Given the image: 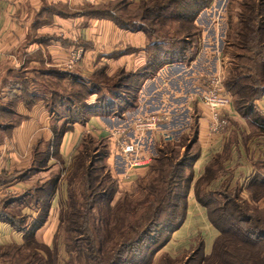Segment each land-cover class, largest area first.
<instances>
[{
	"label": "trees",
	"instance_id": "1",
	"mask_svg": "<svg viewBox=\"0 0 264 264\" xmlns=\"http://www.w3.org/2000/svg\"><path fill=\"white\" fill-rule=\"evenodd\" d=\"M179 1L181 0H144L140 7L145 13L131 19H126L124 13L120 16L116 10L109 12L107 9L98 10L94 15L97 18H108L120 28L142 31L149 39L148 64L133 76H137L140 81L136 82L132 101L124 100L123 105H114L103 97L94 104H89L87 99L96 95L97 91L94 79L85 83L80 82L72 72L54 69L42 72L41 75L49 80V84L53 78L65 82L67 77H72L75 81L71 92L68 88L60 92L49 87L52 98L47 101L49 111L59 114L58 109L64 108L66 117L60 125L52 128L54 137L51 143H41L37 146L32 172L50 171L47 163L51 158L56 159L58 169L63 170L58 147L73 124L84 123L93 116H123L125 112L138 106V93L144 79L166 65L192 62L199 52L202 35V29L196 26V21L214 0H190L195 7L184 12L165 14L166 9L177 5ZM256 9L258 15L256 11L254 15L251 10L241 16L239 23L243 28L237 32L238 39L241 37L243 40L244 50L250 52L249 57L244 59L249 61L251 66L248 68L236 64L225 87L235 95V108L252 126L253 133L264 135V117L255 105L257 100L264 97V10ZM256 15L259 16L257 22ZM231 32L229 37L234 34L232 26ZM99 74L104 75L102 70ZM92 76L95 78V73ZM60 86L59 84L58 87ZM111 95L120 99L118 93ZM58 114V117L63 118ZM193 128V132L180 143H168L158 147L157 156L151 161L148 175L139 178V184L146 178H152L149 185L139 187L142 194L148 190L149 197H164L152 203L149 197L142 201L138 194L129 196L124 193L115 206L113 203L119 193V182L113 178L108 163H105L109 155L107 140L85 136L73 169L68 175V200L61 208L60 225L52 247L39 243L35 234L48 219L50 201L59 185L60 174L56 171L51 172L48 180L37 184L35 189L19 198L22 204L24 200H28L27 204L35 203L41 209L40 216L32 224L20 210L15 211L16 215L8 214L4 210L0 212V219H5L18 232H24L23 244L0 248V262L3 260L6 264H73L84 259V264H152L154 256L162 251L173 234L181 229L188 215L189 194L195 180L193 166L198 157V150L195 148L198 130L196 125ZM184 142L187 143L184 146L186 151L181 156L177 155L175 148ZM100 146L106 150L104 154H100ZM223 159L224 157L218 156L207 166L194 189L197 202L206 208L210 223L219 232L213 243L212 253L207 255L204 243L199 241L195 249L180 256H185L186 264H264V211L253 207V202L255 204L264 199V160L255 163L256 171L247 187L250 203H246L240 199L239 194H230V181L219 190L207 192L201 191L197 186L210 185L219 179V174L226 172L222 166ZM101 161L105 164L101 165ZM158 164L160 168L157 167ZM186 170H190L188 174ZM156 172L158 175L152 177ZM77 178L81 179L80 183L76 181ZM164 186L167 190L161 194ZM77 188L80 190L79 194ZM215 196H222L224 201L219 202ZM102 202L103 209L105 207L108 211L103 213L104 216L110 217L120 208V218L117 219L115 227L109 229L108 219L104 218L105 233L100 227L94 226L96 216L93 213L96 211L102 215ZM251 209L259 211L262 215H251ZM148 213H152V216L149 217ZM159 214L164 215L160 217ZM62 236L63 251L67 255L65 259L59 247ZM100 238H104L103 241H100ZM140 248H146L147 254L143 257L139 254Z\"/></svg>",
	"mask_w": 264,
	"mask_h": 264
},
{
	"label": "crops",
	"instance_id": "2",
	"mask_svg": "<svg viewBox=\"0 0 264 264\" xmlns=\"http://www.w3.org/2000/svg\"><path fill=\"white\" fill-rule=\"evenodd\" d=\"M215 4L216 0L196 21L202 35L199 52L192 62L166 65L144 79L138 93V106L123 116H93L84 123L73 124L58 147L63 170L58 169L56 159L51 158L47 163L50 171L32 172L37 146L51 143L52 128L60 125L64 118L49 111L46 96L42 97L36 88L38 81L28 77L35 75L38 68L48 72L55 67L63 72L71 46L85 49L80 65L71 71L78 79L91 76L104 66L111 74L120 68L144 69L148 64L149 39L144 32L120 28L111 20L79 16L75 6L80 5V0H0V212L15 214L20 210L32 224L40 216L41 209L35 203L27 204L28 200L22 204L19 198L48 180L52 171L59 173V185L50 201L48 219L35 234L39 243L52 247L60 225L61 208L68 200V175L84 137L90 135L107 140L109 155L106 161L111 173L121 187L129 189L149 173L152 162L136 167L127 175L128 165L115 156L116 146L109 138V131L129 127L137 116L150 113L171 114V121L165 128L174 132L176 143L189 136L196 125L195 180L202 177L218 156L224 157L222 166L226 172L219 174L224 177L223 182L230 181L232 185L242 177L252 176L256 161L264 160V135L253 133L252 126L235 105L228 117L225 135L212 134L211 111L201 102L205 78L223 68L227 61L225 34L219 32L225 10L215 8ZM34 25L39 29L33 35ZM255 105L264 117V97ZM141 144V157L152 159L157 156L158 147L164 146L153 135ZM189 195L186 221L163 249L167 254L176 251V256H180L190 250L187 238L176 242L179 235L187 234L192 222L205 228L198 242L204 243L206 254L219 236L209 221L206 208L197 202L195 195ZM23 242L24 232H18L5 219H0V248L11 244L20 246Z\"/></svg>",
	"mask_w": 264,
	"mask_h": 264
},
{
	"label": "rangeland",
	"instance_id": "3",
	"mask_svg": "<svg viewBox=\"0 0 264 264\" xmlns=\"http://www.w3.org/2000/svg\"><path fill=\"white\" fill-rule=\"evenodd\" d=\"M83 1H87V0H80V5L75 6L79 12V16H81V14H82L85 17H89V18L92 17V20H98V19L110 20L108 18H100V17L97 18L94 16L95 13H97L98 10H101V9H107L109 12L116 10V12H118L120 14V16H122V14L124 13L126 15L125 16L126 19H128L127 17H129V19L135 18L139 14L141 15V14L145 13L141 10V7H140V4L144 0H109L107 2H97V3L95 2L97 0H91V2H83ZM146 1H148V0H146ZM179 2L180 3H178L175 6H170L169 7L170 9H166L165 14L174 13L177 11H179V12L183 11L184 12L185 10L187 11L188 9L195 7L193 5L192 1H190V0H181ZM216 2H217V4H215V8L222 7L225 10V12L223 14L224 20H223L222 26L220 25L219 32L221 33V35L225 34L226 46H225V50H224V55H225L227 61H226V64L224 66L223 73L226 77V80H225V83H226L229 79L230 72L233 71V68L235 67L236 64L248 66V68L251 66V63L249 61H247L246 59H244V58L249 57L250 52H247L246 50H244L243 40L241 39V37L238 39V36H237V32L240 31L241 28H243L242 26H240L239 21H240V18L242 15L250 13L251 10L254 11V15H255V11L258 15V11L256 8L264 10V0H216ZM214 3H215V0L211 4V6ZM76 8H74V9H76ZM115 8H117V9H115ZM123 10H124V12H123ZM65 11H68V10H65ZM65 15H67V14H65ZM257 15H256V22L258 21L257 19L259 18V16H257ZM231 26L234 27V34L232 35V37H229V35L232 33L231 32ZM33 27H34L33 28V35H34L38 32L37 30L39 29V26L34 25ZM71 47L72 48H70V50H69L67 61L65 62V66L62 68L63 72L74 71L80 65V62L82 61V59L84 57V52H85L84 47H82V48L73 47V46H71ZM74 50H83L82 59L78 63L79 65L76 68L70 69V68H68L67 62L69 61L71 52ZM38 69L40 71L37 70L38 72H36L35 75L32 74L28 78H29V80H32V78H35V80L38 81L36 88H38V90L41 92L40 95H42V97L46 96V98L48 99L47 100L48 102L52 100L51 95L49 94V92H50L49 87H51L52 89H56L60 92L63 89H67V88H68L67 89L68 91H70V92L73 91V90H71V87L74 84V81H75L74 78L67 77L65 82H62V81L60 82V81L56 80V78H53V79H50L52 81V83L49 84V80L46 78H43V76L41 75V74H43L42 72H45V70H43L42 68H38ZM53 69L58 70L61 68L53 67ZM101 70L103 71L104 75L99 74V72H101ZM141 70L142 69H140V70L138 69L136 71H134V70L128 71V70L120 68L111 74V73L107 72V68L104 66L102 68L100 67L99 69L95 70V78L92 76L93 74L91 76L85 75L87 77L84 76V78H81L80 82L83 81L85 83H90L91 80L94 79V81H96V90H97L96 95H92L87 99L88 103L94 104L96 101H98V99L103 98V97H105V99H109L111 101V103L114 105H116V103H118L119 105H123L124 100L132 101L131 97L133 96V90L136 88V82L139 83V81H140L137 76L136 77H133V76H135L138 72H141ZM59 84L62 87L61 86L58 87ZM116 86H119V88H117ZM112 90H113V92L111 93ZM116 93H118V96L120 97V99H117V98H115V96L111 95V94H116ZM228 93H230V92H228ZM230 94L233 97V106H234L236 97L234 94H232V93H230ZM58 110H59L58 111L59 114L58 113L57 114L59 116H63V118L66 117V113H65L64 108L58 109ZM139 116H144V115H139ZM139 116H137V117H139ZM223 135H225V134H223ZM185 144H187V143L184 142V144H180L181 146H179L178 148H175L177 155L181 156L184 154V152L186 151L185 150L186 148H184V146H186ZM101 146H100V154H104V152H106V150L104 149V147H101ZM76 159H77V157L75 158V160ZM75 160H74V162H75ZM74 162H73V164H74ZM105 163L107 164V161H105ZM105 163H104V161H101L100 164L103 165ZM157 167L160 168L161 166L159 167V164H158ZM71 170H70V172H71ZM189 171L190 170H186V173L188 174ZM70 172H69V174H70ZM155 175H158V173L157 172H156V174L154 173V175L152 177H154ZM99 177H100V173H99ZM223 178L219 177V179L214 180L213 184H210V185L202 184V186H200V185H197V186H199L201 191H205V192H207L209 190H219V188L225 186V184H226V182H223L224 181ZM251 178H252L251 175L245 176V177H242L240 180H238V182L230 185L231 186L230 194H234V193L236 194L237 193L240 195L241 200H244L246 203H250L249 202V193H248L247 187H248V184H249V181ZM150 180H152L151 177L149 179L146 178V180H143L144 182H142L140 184H139L140 180H138V182H136L135 186L130 187L129 189H126L125 187H121L120 182H119V184L117 185V187L119 188V193L116 195L117 198L115 199L113 206H115L118 203L121 195L124 193L129 194V196H136V194H138V196H141V198H142V199L139 198L140 200H142V201L146 200L149 197V191L146 190V192H144L142 194L139 190V187L149 185ZM198 180L199 179L194 180L193 187H192V190L190 192L193 195L195 194V192H194V189L196 186L195 184L198 182ZM76 181L78 183H80L81 179L79 178V180H78V178H77ZM161 184L164 185L163 182ZM198 184H199V182H198ZM156 185H157V181H156ZM149 188H150V186L148 187V189ZM165 188H166V186H164L161 189V194L164 193L162 191L167 190ZM181 190H182V188H181ZM79 192H80V190H79V188H77V193L79 194ZM163 197H164L163 195H156V196L154 195L152 197H149V200L153 203L154 200H160ZM214 198L216 200H218L219 202L224 201V198L222 196H219V197L215 196ZM250 205H252V204H250ZM103 206L104 205L102 202L101 203V214L102 215L98 214L96 211H94V213H93L96 216V223L94 224V226L100 227L102 230H104V218H106V219H108L109 229L115 227L117 225V219L119 220V218H120V214H119L120 208L118 210H116V212H114V213L112 212L113 214L110 217H108L107 215L104 216V214H103V213L108 212L107 208L104 207V209H103ZM253 207H257L259 211L263 212L264 211V199L260 200L258 203H255V204L253 202ZM126 208L128 209V207H126ZM149 210L151 212V209H149ZM251 210H252L251 215H253V214L254 215L255 214L256 215H262V213H260L257 210H254V209H251ZM135 211H136V209H135ZM146 214H147V212H146ZM148 215H150L149 217H151L152 213H148ZM162 215H164V214H159L160 217H162ZM249 216H250V214H249ZM124 219L126 220V217H124ZM163 219H164V216H163ZM190 225L192 227H189L190 229L187 231V234L179 235V237H177L176 244L179 243V241L187 238L188 239V246L187 247L188 248L190 247V250H191V249H195L198 246L197 245L199 243L198 239L200 238L201 233H205V231H204L205 228H202L201 225L199 226L195 222H192V224H190ZM104 233H105V230H104ZM62 238H63V236L60 239L59 247L62 249L61 255L65 259V258H67V255L63 251V239ZM103 239L101 240V238H100V241H103ZM212 250H213V246L207 252V255H210L212 253ZM172 252H174V253L171 254V252H170V254H167L165 252V250L160 251L152 259V264H186L187 260H186L185 256H183V257L182 256H176L178 253H176V251H172ZM139 254L142 257L144 255H146L147 254L146 248H140ZM183 254H185V253H183ZM84 263H85V260L83 259L82 261H78V262L75 261L73 264H84ZM0 264H6V262L4 263V261L2 260L0 262Z\"/></svg>",
	"mask_w": 264,
	"mask_h": 264
},
{
	"label": "built area",
	"instance_id": "4",
	"mask_svg": "<svg viewBox=\"0 0 264 264\" xmlns=\"http://www.w3.org/2000/svg\"><path fill=\"white\" fill-rule=\"evenodd\" d=\"M82 54L83 50L72 51L67 62L68 68H76ZM223 70L224 67L205 78L201 93V102L211 111L210 132L217 136L226 133L228 117L233 112V97L226 90ZM171 118L169 112L150 113L137 117L129 127H117L109 131V138L116 146L115 156L121 157L128 165L127 175L136 167L151 163L152 158H142L140 155L142 140L149 135H153L156 141L164 146L177 142L174 132L165 128Z\"/></svg>",
	"mask_w": 264,
	"mask_h": 264
}]
</instances>
